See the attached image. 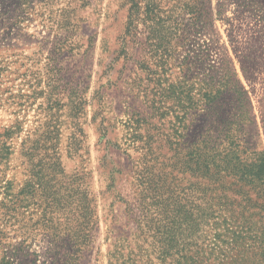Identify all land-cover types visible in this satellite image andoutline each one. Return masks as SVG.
I'll use <instances>...</instances> for the list:
<instances>
[{
	"label": "rangeland",
	"instance_id": "1",
	"mask_svg": "<svg viewBox=\"0 0 264 264\" xmlns=\"http://www.w3.org/2000/svg\"><path fill=\"white\" fill-rule=\"evenodd\" d=\"M222 132L264 152V0H0V264L65 261L74 243L79 264H109L151 235L142 162L180 195L187 149Z\"/></svg>",
	"mask_w": 264,
	"mask_h": 264
},
{
	"label": "trees",
	"instance_id": "2",
	"mask_svg": "<svg viewBox=\"0 0 264 264\" xmlns=\"http://www.w3.org/2000/svg\"><path fill=\"white\" fill-rule=\"evenodd\" d=\"M219 95L220 91L212 84L200 97L207 104H214ZM131 130L133 139L139 136V149L145 150L144 155L148 156L150 141L141 140L138 124ZM236 143L223 132L217 138L207 135L193 143L185 153V160L180 162V168L188 169L197 181L186 193L179 192L180 195L164 190L159 178L156 182L149 178L150 173L142 162L143 171L138 175L145 212L142 222L151 235H142L143 244L135 242L133 248H125L127 251L120 244L108 263L235 264L239 258L246 264L241 255L264 245V152L246 154ZM73 186L78 190L74 182ZM227 191L233 195H224ZM250 192L254 193V199ZM82 199L86 203L84 193ZM52 205H55L53 195L44 210L50 212ZM83 219L80 228L84 230L90 220L92 222L90 212L89 217L84 215ZM46 220L52 223L51 218ZM185 232L188 235H182ZM76 240L82 250L90 243L88 235ZM75 244L65 261L56 258L54 264H79L82 251Z\"/></svg>",
	"mask_w": 264,
	"mask_h": 264
}]
</instances>
